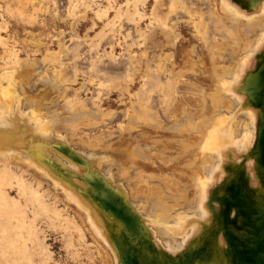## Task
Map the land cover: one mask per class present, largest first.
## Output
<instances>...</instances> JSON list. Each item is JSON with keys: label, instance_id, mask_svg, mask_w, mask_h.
<instances>
[{"label": "rangeland", "instance_id": "obj_1", "mask_svg": "<svg viewBox=\"0 0 264 264\" xmlns=\"http://www.w3.org/2000/svg\"><path fill=\"white\" fill-rule=\"evenodd\" d=\"M180 1L181 3H183L180 6L181 8L179 7L180 9H178L176 13H173L174 14V15L172 14L173 16L172 15L168 16L167 13L169 11V5L171 0H162L161 4L158 6V10L156 11L157 13L156 17L160 20V26L151 28L152 25H150L151 24L150 22L151 21L153 22L155 20L154 19L155 16L153 15V9L156 5V0H145V2L144 0L143 1L141 0L137 3V4L140 3L139 5L141 6L138 5V8L140 7L139 9H141L143 14V18L140 21H139V16L133 14V12L131 11V9L132 10L134 9V5L132 1L130 2V4H127V0H0V74L4 73L1 67V65L4 66V60L1 58L2 56L7 61H14L15 58H19V57L23 59L26 63L30 62V60L28 59L36 60V63L39 66L40 71H43V69H50L55 67L56 70L62 74L61 75L63 77L62 80L64 81L65 88H67L66 95L69 97H73L76 94L77 99L81 102L80 104H77L76 107L80 108L83 104L87 109L88 108L91 109L90 117L92 119L90 117H88L89 119L87 117H79V119L82 118V121L78 120L77 122L74 123L73 120V124L77 126L76 128H73L72 124H68L66 125V127L63 126L65 130L63 129L62 131H60L57 128H55L52 129L53 133L51 131L47 135H45L44 139L46 140L48 139V141L51 140L50 143L47 141L43 143V145H45L46 147L45 149L46 155L51 156L53 153L52 149L49 147V145L52 144L51 142H53L54 139L53 135H57L56 139L54 140L58 139L59 142H63V143L64 140H62V138L59 136L63 134L65 137L67 135L65 137L66 140L64 144L67 143L68 145L73 146L79 151H82L80 153H82L84 156L89 157V160L91 162L95 161L99 157L98 159L102 160L101 172L103 171L104 173L103 172L102 173L106 174L108 172L106 170L110 168L109 166L110 165L109 162L111 161L110 159L111 153H109L110 149L112 147L117 148L119 145H121L122 148H126V146L129 145V142L123 141L120 132V127L122 124L126 125L129 122L128 120L129 117L127 115V112L128 111L132 112L133 108L134 109L139 108L138 101H140V96L141 99L142 96L146 97L145 98L146 103L148 101L147 103L149 105L148 108H150L149 113L151 115H157L161 117L162 120H164L163 121L164 125L166 126V128H168L167 126H173L175 124L172 122V120L175 119V117L181 116L183 105L185 103V100L188 99V96L204 100L205 95L207 97L206 94L207 91L212 89L210 82L204 81L202 78L196 79L195 75L189 72L186 74L187 80L185 82L177 83V88H175V90L172 92L173 94L165 96L166 95L165 84L166 81L171 80V76H172L171 70L173 68L172 60L168 58L166 54L175 53L176 58L173 61H176L178 67L179 66L181 67L184 64L187 57H189L188 51L190 48L195 49L194 55L201 56L203 58L204 67L207 68L209 71L211 65L209 53L215 57L218 64H228L231 67L233 66V64L237 65L238 60H240L242 56L241 53L238 52L239 48L238 46L235 45L233 38L230 37L229 31L225 29L226 28L225 25H222L223 23H221V20H219V18L221 17L218 16V12L221 13L222 11L220 8V1L219 0L217 1L216 0H180ZM110 6H112V9ZM109 8L110 10L107 12V14L102 12L105 9H109ZM118 13H121V15H119L118 18L114 19L115 24H113V28L107 27L105 29V25L109 22V20L113 19ZM190 17L194 18V21L196 22V25L198 24L197 27H199L201 33L204 32V34H202V38H203L202 40H198L197 38H195L194 33H197V31L194 25L191 23L192 21ZM121 18L124 19L123 22ZM163 22H165L167 26L162 25ZM263 23H264V16L260 19H255L252 28H256L257 26L260 27V29L259 28L257 29L263 31L264 30ZM168 25L169 28H167ZM244 25L246 24L244 23ZM172 27L173 29H171ZM245 28L248 31H251V27L248 28L246 26ZM145 30H147L148 32L146 35V37L149 39L148 46L152 48L148 50V56H147L148 59L143 60V62L142 60H140L141 62L139 64V60H138L139 55L145 49V45L141 46L143 38L140 37L139 31L144 33ZM122 31L125 34L122 33ZM253 32L258 34L259 31L255 32L253 29ZM167 34H170L171 37L167 38L166 37ZM247 34H249V36L250 34L252 35V33L249 32H247ZM252 36L254 37V39L256 38V35H252ZM252 36H250L249 38L251 39ZM176 37H178L180 40L178 39L176 40ZM251 40L253 41V38ZM4 42L8 45H5ZM206 43H208V45ZM13 46L15 48H12ZM130 54L135 57V60L134 59L132 60V64H130V60L128 61L126 59V57L129 56ZM122 55H124L123 58ZM118 59L120 62L118 61ZM123 60H125L124 64H123ZM235 61L237 63H234ZM126 63L127 64L129 63L130 65H128L127 67ZM150 64L152 67L149 66ZM127 68H129V70L132 72L131 74L132 76H130L129 70L127 72ZM134 68L139 69V71L134 73ZM148 70H150L154 76L156 77L159 76L158 77L159 79L151 80L150 78H148L146 76ZM155 70L158 73V75L155 74L156 73ZM158 71H160V73ZM102 72H104L105 75L102 74ZM98 77L100 78L98 79ZM162 79L164 81L163 83H162ZM113 80L114 81L116 80V82H114ZM118 80H120L121 84L123 85H125L128 81L129 82L135 81L134 84L130 83L131 94H129L128 92L123 94L124 92L122 93L120 90H117L115 88V84L117 83ZM149 80L152 81V82L150 81V84H149ZM145 81L146 83H148L146 85L149 88L145 85L147 88L144 87L145 89H142L141 86L142 84L145 83ZM153 82L154 83L157 82V83H155L154 85ZM100 84L101 85L103 84V86L99 87ZM239 86L240 85H238V87ZM38 87L40 88L39 94H41L42 91L46 90V88H42L41 84H39ZM149 89L152 90L150 91ZM159 89H161L160 93H159ZM142 90L144 91L147 90L148 92H144ZM236 91L238 90L237 89L229 90L231 94L234 93L237 94ZM239 92L241 91H238V93ZM101 93L103 96L101 95ZM54 96H56L54 93L51 94V92H48L46 97L53 98ZM96 98H98V103L99 101H101L100 99H103L101 104L102 109L104 108L103 110L105 111L112 110L113 112L115 111L116 113L115 116L105 117L107 118L105 120V123L102 121V117H100L98 120L97 118L99 116L98 111L97 109L94 110L95 108L94 101L95 100L97 101ZM150 99L152 100L157 99V100L153 102ZM150 102L153 104V105L151 104L152 106L150 105ZM43 103L42 106H40V108H38L37 106L35 107V112L40 113L43 116H46L48 112L47 110L48 106L43 105ZM191 103L193 107L190 106L191 108L189 110L191 111L192 114L194 115L196 114L198 116V114L200 113L198 111L199 108L198 109L195 108L197 106L194 104L193 101ZM187 104L186 106L189 107ZM174 105L176 107H174ZM250 106L253 111L254 106L253 105ZM55 108L56 107H53L51 109H55ZM70 108H71L70 105H68L64 110L67 111L70 110ZM171 108L172 109L174 108V110L171 111ZM243 110L244 111L238 114L239 121H241L242 123L244 122L248 123V127L250 125L249 127L251 128L250 131L253 130L252 131L253 136L251 137V142L255 144L256 135H257V125H256L257 123L256 124L254 123L255 118L254 120L252 119L253 117L247 118L245 114V109ZM26 111L29 112L31 110H28L26 108ZM162 111H164L165 114ZM208 111H209L208 113L211 112L210 110ZM100 122L103 123L100 124ZM240 127L236 131V133L239 134V135L236 134L237 140L241 138L240 135L243 127L241 128ZM152 130L144 129L142 132H133L134 136L140 138V140L138 141L142 147L140 148L145 149L143 147H146V145L148 144L151 146L153 145V147H155V145L150 141L153 140L154 138L166 140V141L169 139V141L167 142V144L170 143L168 144V147L171 150L172 149L176 150L173 151L174 153L171 152L169 154L171 155L174 154V156H176L178 148L173 146L176 145V143L173 140L175 137L173 136V134L169 133L172 131V129L171 130L165 129L164 131L154 130L157 131L156 135L155 133L152 132ZM146 133L150 135L152 134L150 140L145 139L146 137L143 136V134ZM164 134H167L166 137L160 138L161 137L160 135H164ZM127 138L128 136L126 137V139ZM163 143H165V141L162 142V145L158 144L157 149L158 148L161 149V147L165 148ZM241 146L242 144L240 145V147ZM48 150L50 151V153L47 152ZM166 154H168L167 150H166ZM123 156H124L123 153H118L115 155V158L117 160H121ZM156 158L157 157L155 158L153 157V161L155 160L154 162L156 163V165L157 166L159 165L158 167L159 169L155 168L156 169L155 170V169L147 168L146 169L147 172H143L142 165L138 163V166L136 165V167H133L130 170V172H128L125 179L116 177L114 181H116L115 183H117V185H123L125 189L131 190V192L129 193V198L131 202L135 203L136 205H138L142 201L143 196L146 198L147 207L145 206V210L142 213L144 216L149 217L150 225H148L149 223H147V228L152 232L151 237L157 243L160 240L159 241V243L161 244L160 246H162L163 248L167 249L170 252H173L174 254H177L187 244L188 239L191 236H193L192 234L193 233L195 234L196 231L194 232L195 225L193 226L191 224H188L190 227L189 228L187 227L188 225H185V222L182 223L181 221H179V219H177L176 216L178 213L187 214L189 216L188 214L189 212L190 215L197 212V214H200V218H202L201 212L197 211L196 208V200H197L198 192L196 191L194 184L189 179H187L188 177L185 176V174L180 173L181 171L184 170L183 163L186 161L185 158L179 159V161L176 164H174V166H171L170 169L166 168L165 170H160L163 168V165L161 164L160 160ZM107 159L109 160V162L107 161ZM254 160H255L254 158H251L250 162ZM13 164L16 165V163ZM67 164L68 166L72 165L75 168L76 166L77 168L79 167L78 165L74 163L72 164L71 162L70 163L67 162ZM206 165L205 166L208 167V168L205 167V172L208 174L207 178H211L213 175H210V171H209L210 165L209 164ZM21 166H23V168L25 169H28V167H26L24 164ZM231 166L235 167V170L236 168H238L235 163H232ZM251 167H252V176H254L253 178L256 179L255 163ZM1 169L2 167L0 166V171ZM30 171L36 174V172H34L33 170ZM162 171L167 174L165 175L163 173L162 175L161 173ZM150 172H154V173L151 174ZM171 173H175V175L177 176L176 179L174 175H171ZM11 174L12 175L15 174L17 175V177L22 176L23 179L25 178L26 181L25 184L27 186L25 187L20 183H18L16 178H13L12 181L10 179L4 181V183L0 182V203H1L0 220H2V224H3L2 226L0 225L1 227L0 231L2 230L0 232V264H26V263L29 264L31 261H34V264L71 263L70 261L67 263L68 259L66 258L65 243L64 244L62 243L61 245L56 243L54 237L52 236H48V238L46 239L44 237L45 235L43 234V231L41 230V228L42 229L45 228V230H47L50 227L49 229L50 232L58 235H62L61 234L62 226L60 224L57 225L51 224L49 220L51 221L50 216H53L52 210L54 209V207L61 209L64 207V205L60 202H55V200H53L48 193L44 194L43 189H41L42 191L39 190L40 193L43 194L42 201L40 202L37 201L36 196L29 189V187L33 189L37 188L35 183H32L33 182L32 177L28 174L20 175L21 171L16 168H13ZM192 176H194L195 178L197 177V175L195 174H192ZM168 177H171V179H169ZM11 182L12 184H10ZM45 182L48 183L47 181ZM20 186H23L22 187L23 189ZM26 189H28L27 193L29 192L28 193L29 195L27 193H25L24 195L23 190L26 191ZM50 189L52 190V187H50ZM4 194L6 196H4ZM7 194H9V196H7ZM59 196L61 197L62 201L63 200L65 201V198L63 197L64 195L59 193ZM23 198H25V200ZM160 200L164 201L163 205L167 204L172 206V209L170 210L171 215H169L167 219L168 222L167 226L165 225L164 222H159V223L157 222L156 216L158 213H161L158 204ZM44 204H46L49 207V209H45L43 206ZM2 206L4 207V211ZM40 207L42 208V211ZM71 208L72 209H67L66 213L69 214L71 218L73 216L75 221H80V219L77 217V213H79L78 209L76 207L74 208L71 207ZM25 209L27 214L24 213V215L26 216L27 224L28 226L30 225L29 227H32V223L37 226L38 228L37 235H32V231H30L29 228L24 229L22 223H20L19 221L21 216H23V212H25ZM61 210L64 211L63 209ZM193 210H195V212H193ZM35 213L36 215L37 214L38 215L36 216ZM163 213L164 212H162V214ZM180 223H182V225ZM45 225L47 227H45ZM39 226L42 227L40 228ZM185 226L187 229L185 228ZM160 229H163V232ZM164 229L166 232L164 231ZM177 229L179 231L178 233L182 234L181 236L180 234L178 235L176 233ZM184 229L186 231L182 232L184 231ZM4 231L6 233H3ZM158 231L159 233H157ZM86 234H87V238L84 239L85 242H88V245L95 250V248H97L95 240L93 239V237L89 232L88 233L86 232ZM1 249H3V251ZM42 249L44 252L43 251L41 252ZM49 253L51 254L49 255ZM4 255L6 256L3 257ZM97 263L101 264V262L99 261H97ZM72 264H74V261H72Z\"/></svg>", "mask_w": 264, "mask_h": 264}, {"label": "bare ground", "instance_id": "obj_2", "mask_svg": "<svg viewBox=\"0 0 264 264\" xmlns=\"http://www.w3.org/2000/svg\"><path fill=\"white\" fill-rule=\"evenodd\" d=\"M131 1L134 5V9L133 10L131 9V11L133 12V14L139 16V21H140L143 18V14H142L141 9H139L140 7L138 8V5L140 3L139 4L137 3L141 0H127V4H130ZM219 1H220V8L222 10L221 13L218 12V16L221 17L219 18V20H221V23H223L222 25H225L226 27L225 29L229 31L230 37L233 38L235 45L238 46L239 48L238 52L241 53V56H242L240 60H238V63L236 61L234 62V63H237V65L233 64V66L235 67L233 66L231 67L228 64H218L215 57L209 53V57L211 60L210 71H209L207 68L204 67L203 58L201 56L194 55L195 49L190 48L188 51L189 57H187V59L185 60L184 64L181 67L180 66L178 67L176 61H173L176 58L175 53L166 54V56L172 60L173 68L171 70L172 76L170 75L171 80L166 81V84H165L166 85V90H165L166 95L165 96L173 94L172 92L175 90V88H177V83L185 82L187 80L186 74L191 72L195 75L196 79L202 78L204 81H208L211 83L212 89L207 91V93L205 92L206 90L204 91L207 94V97L204 94L205 95V97L203 96L204 100H201L195 97L188 96V99L185 100V103L186 104L188 103L187 105L189 107H187L186 104L184 103L181 116L175 117V119L172 120V122L175 124L173 126H167L168 128H166L163 122L164 120H162L161 117L157 115H151L149 113L150 108H148L149 107V105L147 104L148 101L146 103V99H145L146 97L142 96V99H141V96H140V101H138L139 108H136V109L133 108L132 112L128 111L127 115L129 117L128 119L129 122L126 125L122 124L120 127L122 139L125 142H129V145L126 146V148H122V146L119 145L117 148L112 147L110 149L109 153H111V158H110L111 161L109 162V160L107 159V161L110 163L109 165L110 168L106 170L108 171L107 173L105 172L106 174H103L104 173L103 171H102L103 173L101 172V168H102L101 161L102 160L98 159L99 157L95 161L91 162L92 168L99 170L100 173L104 175V177L111 184H113L117 188L118 191L125 194L127 198L130 200L129 193L131 192V190L125 189L123 185H117V183H115L116 181H114L116 177L125 179L128 172H130V170L133 167H136V165L138 166V163L142 165L143 172H147L146 170L147 168L159 169L158 168L159 165L158 166L156 165V163L154 162L155 160L153 161V157L154 158L157 157L156 159H159L161 164L163 165V168L160 170H165L166 168L170 169L171 166H174V164H176L179 161V159L185 158L186 161L183 163L184 170L181 171L180 173L185 174V176L188 177L187 179H189L194 184V187L196 191L198 192L197 200H196V208H197V211L201 212L202 218H200V214H197V212L193 213L192 215H190V212H189L188 213L189 216L187 214L178 213L176 217L182 223L185 222V225H188V224H191L193 226L195 225V230L194 229L193 230L194 232L196 231L195 232L196 235H198L200 230L203 229L202 226L204 224L215 221L216 216H219L220 214L219 211L221 209L222 203L217 199L216 195L218 194V196H221V194L224 193V188H225L224 180L230 177L235 171V167L232 166L231 168L230 164L235 163L236 166L238 167L236 168V170L238 171L245 170L246 171L245 173H248L246 174V178H244V181L245 183L249 184L248 186L249 189L254 188L256 190H261L263 188L260 176L257 172V164L255 160L250 162L252 158L251 151L254 145L251 142V137L253 136V132H252L253 130L250 131L251 128H249L250 125L248 127V123L246 122L242 123L241 121H239L238 114H240V112L244 111L243 109H245V114L247 118L253 117L252 118L253 120L255 118L254 123L255 124L257 123L256 125L258 129V121H259V115H260L259 111L261 110L255 106L256 104L254 103V101H252L249 94L245 92V88L247 86V80H248L249 75L257 69L258 64H259L258 60L260 59L262 53L264 52V30L263 31L259 30L260 27H257V26L256 28H252L254 20L260 19L264 16V3L262 2L261 4H259L260 5L259 8L257 7V10L252 12L246 8H243L242 5H240L238 1L236 0H219ZM219 1H218V4H219ZM161 2L162 0H156V5L153 9V15L155 16L154 18L155 20L153 22L152 21L150 22L151 23L150 25H152L151 28L160 26V20L156 17L157 16L156 11L158 10V6L161 4ZM181 4L183 3H181L180 0H171L170 5H169V11L167 13L168 16L172 15L173 13H176L178 9L181 8L180 7ZM110 7L112 9V6ZM109 10L110 8L105 9L102 12L107 14ZM219 13L221 16L219 15ZM119 15H121V13L116 14V16L113 19L109 20V22L105 25V29L107 27L113 28V24H115L114 19L118 18ZM190 18L192 21L191 23L194 25L197 31V33H194L195 38H197L198 40H202L203 39L202 34H204V32L201 33L199 27H197L198 24L196 25V22L194 21V18L193 17H190ZM121 20L123 22L124 19L121 18ZM244 23L246 25H244ZM162 25L167 26L165 22H163ZM246 26L248 28L251 27V31H248L245 28ZM173 27L171 29H173ZM167 28H169V25ZM253 29L255 32L259 31L258 34L254 33ZM247 32L252 33V35H256V38L254 39V37L250 34V36H252L251 39L253 38V41H252L249 38L250 36L249 34H247ZM122 33L124 32L122 31ZM139 33H140V37L143 38L141 46L145 45V49L142 51V53L139 55V58H138L139 64H140L141 62L140 60H142L143 62V60L148 59L147 58L148 50H150L152 47L148 46L149 39L146 37L148 33L147 30H145L144 33L139 31ZM203 36H206V35H203ZM166 37L168 38L171 36L170 34H167ZM177 39L180 40L178 37H176V40ZM4 44L8 45L5 42ZM206 44L208 45V43ZM12 48H15V47L13 46ZM123 56L124 55H122V58ZM127 57L126 59L128 61L130 60V64H132V60L133 59L135 60V57L132 56L131 54ZM1 58L4 60V66L1 65L4 73L0 74V166L2 167L0 171V182L4 183V181L6 180L11 179L12 181L13 178H16L18 183L26 187L27 185L25 184L26 183L25 178L23 179L22 176L17 177V175L11 174V172L13 171V168H16L21 171L20 175L28 174L32 177L33 179L32 183H35L37 188L33 189L29 187V185L28 187L31 190V192L34 193V195L36 196L37 201L39 202L42 201L43 194L40 193L39 190L43 189L44 194L48 193L51 196V198L55 200V202H60L64 205V207L61 209H63L65 212L62 211L61 209H58L57 207H54V209L52 210L53 216H50L51 221L49 220L51 224H55V225L60 224L62 226L61 228L62 235H58V234L50 232L49 231L50 227L47 230H45V228L42 229L41 228L42 226L41 227L39 226V227L43 231V234L45 235L44 237L46 239L48 238V236H52L54 237L56 243L60 245L62 243L63 244L65 243L66 258L68 259L67 263L70 261L71 263L69 264H72V261H74V264H98L97 261H99L101 262V264H103V261H104V264L105 263L106 264L107 263L108 264H122L120 252L117 251V248L113 244V240H112L113 233L111 232L110 226L108 224V221H110L113 217L109 214V212H106L101 206V203L96 198H94V196L91 193L92 191L91 188H89L85 184V182L79 179L78 176L82 175V172L84 169L80 166L78 168L76 166L75 168L71 165V166H68L67 168L68 171L61 172L59 170V166H57L56 163L52 165L49 162L48 155L45 154L46 147L45 145H43L45 141L50 143L51 140L48 141V139L46 140L44 139V137L49 132H51L52 129L57 128L58 130L62 131L64 129L63 126L66 127V125L68 124H72V127L76 128L77 126L73 124V120L75 123L78 120L82 121V118L79 119V117H87V118L90 117L91 109L89 108L87 109L83 104L80 108L76 107V105L80 104L81 102L77 99L76 94L73 97H69L66 95L67 88H65L64 81L62 80L63 79V77L61 76L62 74L59 73L55 67L50 68L49 66L50 69H43V71H40L39 66L36 63V60L28 59L30 60V62L26 63L20 57L15 58L14 61H7L3 56ZM124 61L125 60H123V64H124ZM148 61H147V64H148ZM94 62H95V59H94ZM130 64L128 63L127 67ZM149 66H151V64ZM128 70L129 68H127V72ZM138 71L139 69L134 68V73ZM158 72L160 73V71ZM129 73H130V76H132L131 75L132 72L130 70H129ZM162 73H161V76H162ZM102 74H104V72H102ZM155 74L158 75L157 72ZM146 76L150 78L151 80L159 79L158 78L159 76L158 77L154 76L150 70L147 71ZM100 77H98V79ZM116 80L115 81L113 80V81L116 82ZM151 80H149V84ZM134 82L135 81H132V82L128 81L125 85H123L121 84V81L118 80L117 83L115 84V88L117 90H120L122 93L124 92L123 94L127 92L131 94L130 92L131 84L130 83L134 84ZM163 82L164 81L162 79V83ZM39 84H41L42 88H46V90L42 91L41 94H39L40 93V88L38 87ZM146 84L148 83H146L145 81V83L142 84L141 86L142 89H145L148 87ZM238 85L240 86L238 87ZM101 86H103V84L102 85L100 84L99 87ZM235 88L241 92L238 93V91H236L237 94L235 93L231 94L229 90L230 89L236 90ZM160 90L161 89H159V93H160ZM48 92H51V94L54 93L56 96H54L53 98L46 97ZM144 92H148V91L145 90ZM96 99L97 101L96 100L94 101V107H95L94 110L97 109L98 111V114H99V116L97 117L98 120L100 117H102V121L105 123V120L107 119L105 117L115 116L116 113L115 111L113 112L112 110L111 111L103 110L104 108L102 109V106H101L103 99H100L101 101H99V103H98V98ZM150 100L154 102L157 99L156 100L150 99ZM192 101L197 106L195 108L196 109L199 108L198 111L200 113L198 114V116L196 114L195 115L192 114L191 111L189 110L191 107H193L191 103ZM42 103L43 105L48 106L47 107L48 112L46 116H43L40 113L35 112V107L37 106L38 108H40V106H42ZM151 104L152 103L150 102V105ZM68 105H70L71 108L70 110L65 111L64 109ZM250 105L254 106L253 111ZM53 107H56V108L51 109ZM174 107L176 106L174 105ZM26 108L31 111L29 112L26 111ZM173 110L174 108L173 109L171 108V111ZM208 110H210L211 112L208 113L209 112ZM162 112L164 113V111ZM103 122H100V124ZM240 126L243 127V129L242 131L240 130L241 138L237 140L236 134L237 135L239 134L236 133V131L239 129ZM144 129H147V130L154 129V130H161V131H164L165 129L167 130L172 129V131L169 133L173 134V136L175 137L173 140L176 143V145H173V146L178 148L176 156H174V154L172 155L169 154L173 151H176L174 149L171 150L168 147V144H170V143L167 144L169 139L167 141L156 139V138H154L153 140H150L151 139L150 137L152 134L150 135L146 133V134H143V136L146 137L145 139L150 140L151 143L155 145V147H153V145L151 146L148 144L146 145V147H143L145 149H141L142 147L138 142L140 138H138L137 136H134L133 132H142ZM154 130H152V132L155 133L156 135L157 131H154ZM166 135L167 134L160 135L161 136L160 138L166 137ZM127 136L128 138L126 139ZM59 137H61L65 143L66 139L64 135L62 134ZM54 139L53 141H55ZM163 141H165V143H163L165 148L161 147V149L159 148L157 149V145L158 144L162 145ZM57 142H59L58 139H57ZM241 144L242 146L240 147ZM150 150H153V151H150ZM166 150L168 154H166ZM47 152L50 153L49 150ZM118 153L124 154L121 160H117L115 158V155ZM253 162L255 163V166H256V170H255L256 179H254L253 178L254 176H252L251 166L254 165ZM13 163H16V165ZM20 164L21 165L24 164L26 167H28V169L23 168V166H21ZM206 164L210 165V168H209L210 175H213L211 178H207L208 174L205 172V167L207 166ZM228 169L230 172L228 171ZM30 170H33L34 172H36V174L32 173ZM150 173L153 174L154 172H150ZM161 173L162 175L163 173L165 175L167 174L163 171ZM192 174L197 175V177L195 178L194 176H192ZM171 175H174L176 179L177 176L175 175V173H171ZM168 178L171 179V177H168ZM45 181H47L48 183H46ZM10 184H12V182ZM23 186H20V187L22 188ZM50 187H52V190L50 189ZM27 190L28 189H26V191L23 190L24 195L25 193H27ZM59 193L64 195L63 196L65 198V201L63 200L64 202L61 200ZM4 196L6 195L4 194ZM7 196H9V194H7ZM23 199L25 200V198ZM158 204H159V209L161 213L157 214L156 212L157 222L158 223L164 222L165 225L167 226L168 225L167 219H168V216L171 215L170 210L172 209V206L167 205V204L163 205L164 204L163 200H160ZM133 205L135 206L136 210L141 214L143 221L145 225L147 226V223L150 222L149 217L144 216L142 213L145 210V206L147 205L146 198L143 196L142 201L138 205H136L135 203H133ZM43 206L45 209H49V207L46 204H44ZM70 206L73 208L76 207L78 209V212L80 214L77 213V217L80 219V221H75L73 216L71 218L70 215L66 213L67 209H72ZM4 207H3V211H4ZM14 208H15V205H14ZM152 209H153V206H152ZM41 211H42V208H41ZM189 211H190V208H189ZM162 212L164 213L162 214ZM193 212H195V210H193ZM13 213H14V210H13ZM24 213H26V209H25V212H23V216H21V218L19 219L20 223H22V226L24 229L29 228L30 231H32V235H37V232H38L37 226L32 223V227H29L30 225L28 226L27 219ZM0 221H1L0 225L2 226L3 225L2 220ZM182 223L180 224L182 225ZM148 225H150V223ZM45 227L47 226L45 225ZM187 227H189V225ZM160 230H162L163 232V229H160ZM149 231L151 234L152 233L151 230ZM185 231L186 230L184 229V231L182 232H185ZM86 232L87 233L89 232L91 236L93 237V239L95 240V243L97 246V248H95L96 252L94 249H92L88 245V242H85L84 239L87 238ZM178 232L179 231L177 229L176 233L178 235L180 234L181 236L182 234ZM3 233H6V232L4 231ZM157 233H159V231ZM195 234L193 233L192 235L196 236ZM193 236H191L188 239V241ZM38 239H39V236H38ZM159 241L157 244L161 245ZM1 250L3 251V249ZM42 251L43 249L41 250V252ZM50 254L51 253H49V255ZM5 256L6 255H4L3 257ZM29 264H34V261H31Z\"/></svg>", "mask_w": 264, "mask_h": 264}, {"label": "water", "instance_id": "obj_3", "mask_svg": "<svg viewBox=\"0 0 264 264\" xmlns=\"http://www.w3.org/2000/svg\"><path fill=\"white\" fill-rule=\"evenodd\" d=\"M236 1L254 12L264 0ZM258 63L248 77L245 92L261 110L251 156L263 188L249 189L244 181L248 173L235 170L224 180V193L215 194L222 203L219 216L204 224L199 234L177 254L155 242L133 203L99 170L91 167L87 156L67 143L53 141L49 145L53 153L48 160L52 165L56 163L61 172L68 171L67 162L84 169L79 179L91 188L94 198L113 217L108 224L122 264H264V52Z\"/></svg>", "mask_w": 264, "mask_h": 264}]
</instances>
